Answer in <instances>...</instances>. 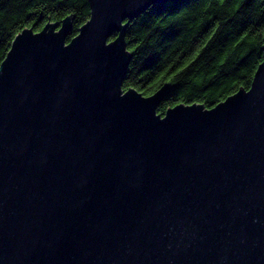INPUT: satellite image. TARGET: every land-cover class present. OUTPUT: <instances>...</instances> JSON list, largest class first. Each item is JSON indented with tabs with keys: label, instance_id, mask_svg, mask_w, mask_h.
<instances>
[{
	"label": "water",
	"instance_id": "water-1",
	"mask_svg": "<svg viewBox=\"0 0 264 264\" xmlns=\"http://www.w3.org/2000/svg\"><path fill=\"white\" fill-rule=\"evenodd\" d=\"M89 0L23 29L0 66V264H264V43L249 89L157 112L122 89L130 21Z\"/></svg>",
	"mask_w": 264,
	"mask_h": 264
},
{
	"label": "trees",
	"instance_id": "trees-1",
	"mask_svg": "<svg viewBox=\"0 0 264 264\" xmlns=\"http://www.w3.org/2000/svg\"><path fill=\"white\" fill-rule=\"evenodd\" d=\"M73 16L68 41L90 19L89 0H0V66L23 29ZM132 53L122 89L149 96L169 82L158 107L211 109L249 89L263 60L264 0H169L130 21Z\"/></svg>",
	"mask_w": 264,
	"mask_h": 264
}]
</instances>
